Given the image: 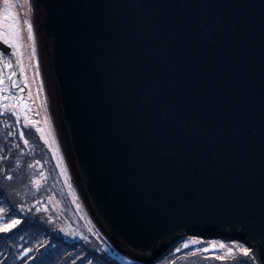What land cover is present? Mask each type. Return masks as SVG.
Here are the masks:
<instances>
[{"label":"water","instance_id":"1","mask_svg":"<svg viewBox=\"0 0 264 264\" xmlns=\"http://www.w3.org/2000/svg\"><path fill=\"white\" fill-rule=\"evenodd\" d=\"M32 5L58 143L113 249L150 264L236 239L264 264V0Z\"/></svg>","mask_w":264,"mask_h":264},{"label":"rangeland","instance_id":"2","mask_svg":"<svg viewBox=\"0 0 264 264\" xmlns=\"http://www.w3.org/2000/svg\"><path fill=\"white\" fill-rule=\"evenodd\" d=\"M11 2L13 5L12 10L17 13L20 21L22 49L25 52H29L26 37L27 35L28 37L31 36L27 34L29 31H26L27 33L25 32V25H27L28 20L33 24L34 20L29 1L11 0ZM4 8V0H0L1 16L3 15ZM30 48V52L32 53V39ZM0 52L3 51L0 49ZM3 54L2 58L9 59L4 52ZM35 64L36 58L34 64H31L32 67L34 66V73L36 72V76L31 77V79L28 78L26 70L21 73L20 66L18 65L20 76L19 73L16 72L19 77H13L12 81H15V84L12 83L11 77H8V74L14 71L13 68H2V72L6 75V79L5 84L0 86V88L9 90L0 92V97L12 95L18 97L23 95L25 101H27L29 105L27 109V118L38 122L35 125L25 124L24 110L19 107H17V111H21L22 115L19 122H17L15 115L12 114L9 109L4 108L5 104L11 106L13 102L10 99H0V168L3 174L6 173V182L3 189L10 186L16 188L17 191H15L19 193V198H22V203L20 205L24 206V209L20 212L24 213V215L32 212L35 217L46 221V223H50L48 224L49 226L56 227V229L60 228L59 232H61L60 234L63 239L64 235L62 232L64 229L62 228H64V226L63 221H61L63 218L72 219L75 222V226L87 235V239L81 237L79 239L81 241L78 240V243H76L77 241L71 242L73 245L70 243V245L66 244L64 242L65 239H61L63 241L57 243L55 241L56 237H51L50 240L47 238L49 245H51L50 243L52 242V245L57 247L60 255L65 259L64 261L62 257H56L55 261L59 264H71L67 262L70 258H73V264H75L74 259H86V255L89 254L85 252V249H87V251L92 249L99 257L109 259L115 264H144L128 259L115 251L85 214L76 189L72 188L73 186L71 187V176L58 143L43 84L41 85L40 73L39 70L37 72ZM25 75L27 77V85L25 84ZM30 82L33 84L34 88L35 86L38 88V105L29 95ZM16 84H19L25 91L20 93L16 88ZM42 112L45 113L46 120L41 119ZM40 128L44 129L43 133H40ZM21 130L24 131V136L19 135ZM25 139H27L29 143L25 144ZM49 145H51V147H49ZM4 159L6 161L5 163ZM9 176H11L12 179H8ZM3 189L0 190V200H2L0 204L5 202V196L3 195L5 191ZM58 189L60 190L58 191ZM59 197L61 201L66 204L64 209ZM37 209H39V211ZM51 211H53L55 215H53ZM71 233L69 235H71ZM88 237L91 240L88 239ZM186 237L187 238L184 239L183 242L180 241L181 243H175L164 255L150 264H240L242 253L239 252V248H250L239 240L231 239L232 242H237L231 243L235 251L229 255L227 251L226 254L221 251H216L219 247L215 249L210 248L208 242L211 241L199 239L201 243L195 245L200 247L202 244V248L200 249L209 248L208 252H190L189 250L191 249L189 248L183 251L184 243L193 238L189 235ZM194 238L198 239L197 237ZM190 246L193 245L190 244L189 247ZM178 248L180 251H177ZM191 253H195V255ZM5 255L9 257L8 253H5L3 256ZM221 255L226 257L225 260L218 259ZM247 259L249 260V264H259L253 253Z\"/></svg>","mask_w":264,"mask_h":264},{"label":"trees","instance_id":"3","mask_svg":"<svg viewBox=\"0 0 264 264\" xmlns=\"http://www.w3.org/2000/svg\"><path fill=\"white\" fill-rule=\"evenodd\" d=\"M5 162L6 161L4 159V163ZM5 174H3L0 168V190H2L5 187V182H6ZM3 190L5 191V193L3 194L5 196V202L0 204V207L6 210H10L14 205L15 208L18 210V208H20L19 205L22 203L21 202L22 198H19L20 195H18L19 193L16 192L17 189L10 186ZM59 190L60 189H58V191ZM1 202L2 200H0V203ZM60 202L63 204L62 207L64 209L66 204H64V202H62L61 199ZM51 213L55 215L53 211H51ZM0 215H3L5 217V222L7 221V219L12 218L11 211H6L5 213ZM17 215L22 220V223L18 225L16 229H14L11 233H0V264H3L4 261H7V264H59L57 261H55V258L62 256L60 255V252L58 251L57 247L52 245V242L50 243L51 245H49V241L47 238H49L50 240L51 237H56V240L55 239L54 240L57 243L65 239L64 242L66 244L69 243L72 244L69 241L68 236L72 232V229L75 226V222L72 219L63 218V220H61L59 218L61 221H63V226H64V228H62L64 229L62 232V234L64 235V239H63L62 235L60 234L61 232H59L60 228L56 229V227L49 226L48 224L50 223L48 222L46 223V221L40 220L39 218L35 217L32 212L31 213L29 212L28 214L24 215V213L18 210ZM190 237L191 238L197 237L200 240L203 239V240L215 241L217 245L223 242L225 248L223 249L219 248L216 251H221L225 254L227 251L226 247H231L234 249L233 244H231L233 243L232 240H224L222 238L204 239L199 236H190ZM186 238L187 237L179 240L178 242L180 241L183 242L184 239ZM88 239L90 238L88 237ZM79 241H77L76 243H78ZM188 248L191 249L189 250L190 252H195L197 248H202V244L200 247L193 245ZM26 249H33V251H31V253L28 254V258L22 260L21 257L24 255ZM185 249L186 248H184L183 251ZM85 252L89 254L86 255V259L85 258H82L81 260L74 259L75 264H89V262H91V264H115L109 259H106L104 257H99L97 253L93 252L92 249H90L89 251L85 249ZM5 253H8L9 257H7L6 255L3 256ZM62 260L65 261L64 257H62ZM67 262L73 264V258L68 259Z\"/></svg>","mask_w":264,"mask_h":264},{"label":"snow or ice","instance_id":"4","mask_svg":"<svg viewBox=\"0 0 264 264\" xmlns=\"http://www.w3.org/2000/svg\"><path fill=\"white\" fill-rule=\"evenodd\" d=\"M4 5H5L4 12H3L2 17H0V41L3 42L4 46H7L5 48V51H11L12 54L15 57H17L15 63L20 66V71L21 73H23L25 69L23 65V51H22V44H21L20 21H19L17 13L12 10L13 5H12L11 0H4ZM27 28H28L29 34L32 39V55L35 56L36 55L35 34L33 31V24L30 20L27 21ZM3 55H4L3 52H0V86H3L5 84V79H6V75L3 74L2 68L3 67H6L8 69L13 68V62L10 59L2 58ZM35 67L37 70H39V59L38 58L36 59ZM15 76H17V73L15 71H12L8 74V77H15ZM12 83L15 84L16 82L12 81ZM25 84L27 85L26 75H25ZM42 84H43V81L41 80V85ZM16 88L20 93H23L25 91V89L20 87L19 84H16ZM8 90L9 89H6V88H0V92L8 91ZM0 99H3V100L10 99L13 102L11 106L5 104L4 108L9 109L11 113L15 115L17 122H19L20 117L22 115L21 111H17V107H19L24 110L23 114L25 116V119H24L25 124L35 125L38 123L35 120H29L27 118V109L29 105H28V102L25 101L23 95H20L18 97L15 95L3 96V97H0ZM39 131L40 133H43L44 129L40 128ZM19 135L24 136L25 135L24 131L21 130ZM24 143L27 144L29 143V141L25 139ZM49 147H51V145H49ZM8 179H12V177L9 176ZM23 209H24V206L20 205L19 211H22ZM37 210L39 211V209ZM6 211H11L12 218L7 219V221L5 222V217L3 215H0V233H11L14 229H16L18 225L22 223V220L17 215L18 210L15 208L14 205L12 209L10 210H6L0 207V214L5 213ZM199 243H201L199 239L192 238L191 240L184 243L183 247L188 248L190 244L195 245ZM208 243H209V247L213 249L217 247L221 249L225 248V245L223 244V242H221L219 245H217L215 241H211ZM31 251H33V249H26L21 259L24 260L25 258H28V254L31 253ZM177 251H180V249L178 248ZM201 251L208 252L209 248H203V249L197 248L195 250V253H199ZM227 252L229 254H232L234 252V249L231 247H228ZM239 252L242 253L240 264H249L247 258L252 254V249L247 248V247H241L239 248ZM195 253H191V254L195 255ZM225 258L226 257L223 255L218 257V259L220 260H225ZM3 264H7V261H4ZM89 264H91V262H89Z\"/></svg>","mask_w":264,"mask_h":264},{"label":"bare ground","instance_id":"5","mask_svg":"<svg viewBox=\"0 0 264 264\" xmlns=\"http://www.w3.org/2000/svg\"><path fill=\"white\" fill-rule=\"evenodd\" d=\"M25 2H26V0H24ZM29 1V5H30V9H31V12H32V14H33V19H34V12H33V5H32V0H28ZM0 17H2L1 15H0ZM34 24H35V19L33 20V26H34ZM28 32V28H27V25H25V32ZM26 32V33H27ZM27 34H29V32L27 33ZM34 34H35V47H36V55L35 56H33L32 55V53L30 52V50H31V37H28V35H27V37H26V40H27V43H28V49H29V52H25V51H23V49H22V51H23V65H24V68H25V70H26V74H27V76H28V78H30L31 79V77H34V76H36V72L34 73V66L32 67L31 66V64H34V62H35V58L37 59H39V73H40V80H43V74H42V67H41V60H40V54H39V47H38V40H37V33L34 31ZM30 35V34H29ZM29 57V58H28ZM30 59V60H29ZM32 69H33V71H32ZM37 72H38V70H37ZM32 73H33V75H32ZM30 79H28V80H30ZM43 88H44V81H43ZM39 93V91H38V88H37V86H35V88H34V86H33V84L30 82V86H29V95L31 96V98H33V100L35 101V103L38 105V101H39V95H38V93ZM43 92V91H42ZM44 93H45V88H44ZM46 96V95H45ZM45 100V99H44ZM48 104V103H47ZM49 108V107H48ZM43 115H44V117H43ZM41 119H44V120H46V118H45V113H43L42 112V115H41ZM73 186V187H72ZM71 187L72 188H75L74 187V184H73V182H72V179H71Z\"/></svg>","mask_w":264,"mask_h":264}]
</instances>
